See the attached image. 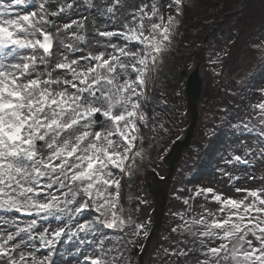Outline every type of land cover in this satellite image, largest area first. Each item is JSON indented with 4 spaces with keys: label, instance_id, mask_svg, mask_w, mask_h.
<instances>
[{
    "label": "snow or ice",
    "instance_id": "1",
    "mask_svg": "<svg viewBox=\"0 0 264 264\" xmlns=\"http://www.w3.org/2000/svg\"><path fill=\"white\" fill-rule=\"evenodd\" d=\"M74 4L78 0L0 3V264H57V257L63 264L71 252L61 251V243L85 249L75 264H128L124 252L134 241L125 237L150 235L131 209L125 215L121 181L127 176L130 182L146 153L142 129L167 132L164 123L157 128L155 110H147V91L181 23L182 0L166 5V24L157 3L149 12L140 0H82L78 6L87 15L61 24L51 19L64 20ZM86 21L105 38L95 41L104 51L79 47L89 44ZM252 108L264 136V101ZM231 159L248 162L239 154ZM259 179L255 188L235 187L241 198L198 188L195 196L207 200L212 194L216 211L201 205L193 212L192 197L183 199L188 207L174 214L182 223L172 232L190 237L182 241L190 246L164 248L168 264H264V177ZM87 212L95 215L86 218ZM18 216L32 219L21 226ZM50 219L63 223L36 231L38 220ZM128 227L134 230L128 233Z\"/></svg>",
    "mask_w": 264,
    "mask_h": 264
},
{
    "label": "rangeland",
    "instance_id": "2",
    "mask_svg": "<svg viewBox=\"0 0 264 264\" xmlns=\"http://www.w3.org/2000/svg\"><path fill=\"white\" fill-rule=\"evenodd\" d=\"M242 1L182 0L181 23L174 33L163 63L154 73V82H149L147 95L152 99L147 110L150 114L155 110L157 128L159 129V123H164L167 132L149 134L146 129H142L146 134V153L142 160L137 159L139 169L130 182L127 176L121 181L123 188L120 200L126 210L125 215L131 209L132 219L137 223H145L149 234L155 221L153 194L157 195L163 186L167 188L165 184H160L149 176V172L155 171L160 178L166 177L169 172V163L164 159L175 141L184 137L190 124L185 86L189 75L198 66L203 90L198 103V120L192 146L183 152L174 172L160 232L151 242L144 264H168L167 261L172 258L164 255V248L171 250L190 246L182 243L186 239L190 240V237L180 231L172 232L173 227L182 223L174 214L187 210L188 206L183 204V199L192 197L190 204L193 212L197 213L201 211V205L212 211L219 207L212 200L211 193L207 194V200L204 195L195 196L198 188H212L224 197L241 198L243 193L235 192V187L255 188L262 182L259 177H264V160L259 159L260 152L264 150V136L260 133L258 110L252 108V105L264 101V0H250L244 10L238 11ZM56 2L58 0H54V4ZM64 2L71 3L72 0ZM153 2L160 6L166 24L170 11L166 5L171 0H140L141 4L148 5L149 12ZM78 5L81 4H74L72 9L62 14L64 20L60 17L51 19L61 24L79 19L81 13L87 15L84 7ZM35 7L36 4H32L21 11H29ZM55 10L54 5L50 6V11ZM163 10L166 12H162ZM231 12L235 14L225 18ZM85 23L89 44H80L79 47L94 53L104 51L103 48L95 47V41L104 42L105 38L95 36L92 25L87 21ZM97 27L104 30L99 23ZM48 30L54 31L52 28ZM75 30L73 27L69 31ZM54 59H60L59 54ZM242 121L250 126L244 129ZM236 125L239 127H234ZM149 136L155 138L149 141ZM245 149L252 150L253 154L247 155ZM237 154L246 157L248 162L237 163L231 159ZM250 175L257 178L249 179ZM158 199L161 200V197ZM93 215L94 212L85 213L86 218ZM28 221L30 220L21 221V226ZM62 223L63 221L55 219L38 220L36 231H43L48 224L55 228ZM133 230V227L125 229L128 233ZM125 239H132L134 243L127 246L124 257L128 264H139L138 258L130 255L135 247H143L146 238L141 234L139 237L129 235ZM106 243L112 244L115 241L109 240ZM59 248L61 251L71 252L63 257V264H75L77 259H83V247L81 252L76 251L74 244L61 243ZM57 264H61L59 257Z\"/></svg>",
    "mask_w": 264,
    "mask_h": 264
},
{
    "label": "water",
    "instance_id": "3",
    "mask_svg": "<svg viewBox=\"0 0 264 264\" xmlns=\"http://www.w3.org/2000/svg\"><path fill=\"white\" fill-rule=\"evenodd\" d=\"M199 66L193 71L188 77L186 83L185 93L188 98V114L190 116L191 122L189 127L186 130V135L183 140H178L172 147L171 151L166 157V161L169 162L170 169L168 175L165 178H160L155 172L151 173V177L156 179V181L160 184H165V186L161 187V189L157 192V195L153 194L154 199L156 200V209L154 211L155 215V225L146 240L145 246L143 248L142 253L140 254V264H144V256L148 250L150 242L156 238L160 227L162 225L163 216L166 210L167 200H168V189L171 183L172 177L174 175L175 170L177 169L178 163L182 157L183 150L189 148L192 143V138L195 133V128L198 120V103L202 97L203 90V82L200 78L199 74ZM161 197V200L158 197ZM139 250L136 249V252Z\"/></svg>",
    "mask_w": 264,
    "mask_h": 264
},
{
    "label": "bare ground",
    "instance_id": "4",
    "mask_svg": "<svg viewBox=\"0 0 264 264\" xmlns=\"http://www.w3.org/2000/svg\"><path fill=\"white\" fill-rule=\"evenodd\" d=\"M8 0H0V3H7ZM79 4H82V2H78ZM162 12H166V10H163ZM110 51V50H109ZM165 57V56H164ZM163 57V58H164Z\"/></svg>",
    "mask_w": 264,
    "mask_h": 264
},
{
    "label": "trees",
    "instance_id": "5",
    "mask_svg": "<svg viewBox=\"0 0 264 264\" xmlns=\"http://www.w3.org/2000/svg\"><path fill=\"white\" fill-rule=\"evenodd\" d=\"M168 262V261H167Z\"/></svg>",
    "mask_w": 264,
    "mask_h": 264
}]
</instances>
